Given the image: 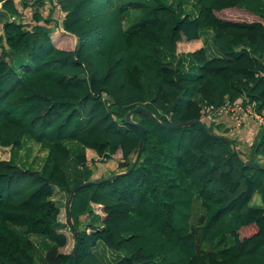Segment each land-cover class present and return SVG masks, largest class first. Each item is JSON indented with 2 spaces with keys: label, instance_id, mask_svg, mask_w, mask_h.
Returning a JSON list of instances; mask_svg holds the SVG:
<instances>
[{
  "label": "trees",
  "instance_id": "16d2710c",
  "mask_svg": "<svg viewBox=\"0 0 264 264\" xmlns=\"http://www.w3.org/2000/svg\"><path fill=\"white\" fill-rule=\"evenodd\" d=\"M0 1V264H66L77 234L66 250L62 214L81 234L72 264H106L105 247L113 264H264V170L245 164L264 139L246 156L232 137L160 123L215 131L202 105L243 94L264 111V0H57L56 19L51 0H23L33 23ZM27 139L38 166L13 159ZM92 156L134 165L77 189L70 221L54 195L69 202ZM35 235L51 241L40 260Z\"/></svg>",
  "mask_w": 264,
  "mask_h": 264
},
{
  "label": "crops",
  "instance_id": "0c3cea01",
  "mask_svg": "<svg viewBox=\"0 0 264 264\" xmlns=\"http://www.w3.org/2000/svg\"><path fill=\"white\" fill-rule=\"evenodd\" d=\"M16 3L18 5V9L20 10V18L22 19V21H25L23 18L25 17L26 18V21H29L31 23H33V19L32 17L30 18L31 16V12H32V9H33V5L32 4H29L27 3V5H25V2H23V0H16ZM0 5H1V1H0ZM48 6V5H47ZM46 5L44 6L43 8V15L45 16H48V7ZM247 14V13H246ZM58 10L57 9H54V11L52 12L51 16L56 19L58 16ZM18 17V19H19ZM51 23V22H50ZM53 24V22L51 23V25ZM1 31V30H0ZM202 39V38H201ZM209 49V52L211 55H214L215 53H213V50L211 48H208ZM242 97L245 96L244 94L241 95ZM219 122L220 126H224L226 132H225V135L229 136V137H234L236 139L239 140V142L245 146H247V151H249L251 145L256 141V139H259L261 138V135H260V128L258 127L256 121L254 119H245L241 125L238 127V129H235V130H232L230 128L231 124H232V121L231 119L223 116L219 121H217L215 124L217 125ZM29 140V139H27ZM26 140V141H27ZM20 153V151H19ZM242 153L245 154V150L242 149ZM19 156V155H18ZM17 156V157H18ZM91 158V159H90ZM96 158H99V156H92V157H89L88 158V163H90L92 161V159H96ZM90 159V160H89ZM118 159V157H117ZM117 159H112L113 161L112 162H108L109 160H106V161H103L102 163L105 164V166L107 165H112L113 167L111 171V169H108V171L110 172H119V171H123L121 167H118V164H117ZM99 163H101V161H99ZM103 167H101L99 170V172H95L94 174L92 173L91 175V179H95L99 176H102L104 175V170ZM109 173H106V175L110 174ZM57 193L54 195V198H56L58 200V203L61 205V206H67V193L62 190V189H57L56 191ZM93 217V216H92ZM91 218V215H87V214H83L80 216V225L82 224V222H87L89 219ZM91 220V219H90ZM61 225H62V228L63 230L66 232L67 234V238H68V242H69V236H68V233H67V230L70 229V224H68L64 219H61ZM79 225V226H80ZM43 242V245L44 247L47 245V244H50L51 241L49 240H42ZM107 250H111L110 248L108 247H105L103 251H107ZM44 251H45V248L43 250V255H44ZM109 252V251H107ZM112 253H114L113 250H111ZM102 257V256H101ZM103 259V258H102Z\"/></svg>",
  "mask_w": 264,
  "mask_h": 264
},
{
  "label": "rangeland",
  "instance_id": "374dc122",
  "mask_svg": "<svg viewBox=\"0 0 264 264\" xmlns=\"http://www.w3.org/2000/svg\"><path fill=\"white\" fill-rule=\"evenodd\" d=\"M51 7L52 6H50L48 8V11L51 10ZM19 16L20 15H18V17ZM30 18H31V16H30ZM23 19L26 21L25 17ZM52 20H54V19H52ZM52 20H51V23L53 22ZM54 22H55V20H54ZM217 121L210 122V124L214 126V130H215L214 132H217L219 134H224L225 135L226 130H225L224 126H220L219 122L216 125L215 123ZM232 138H234V137H232ZM234 139H235V141H237L240 144L241 149L245 150V154L244 153L243 154L248 156V153H249V151H247L248 147L243 145V144H241L238 139H236V138H234ZM27 144L32 147L31 153H29V154L26 151ZM14 150H15V152H17L16 148ZM19 151H20V153H19ZM0 155L7 156V155H9V153H7V150H6V152H5V150H0ZM29 156H31V158H29ZM42 157H43V150L40 148L39 144L35 143V142H31L30 140H27L26 143L24 144V146L20 147V150H18L17 155L13 159H14L15 162L17 161V162H20L21 164L24 163V164H27V165L31 164V162L29 163L30 160L31 161L35 160L34 163L38 166V164L40 163V160L42 159ZM256 159L258 160L259 163H263L264 164V156L261 155V156L257 157ZM99 161H101V163H99ZM112 161H113L112 159H109L108 162L110 163ZM102 162H103V160H100V158H96V159H92V161L90 163H88L90 165V167L92 168L93 174L95 172H97V171L99 172L100 171L99 169L101 167H103V166H104L103 169H105L104 170V172H105L104 176H107L106 173L110 172V171H108V169H111V171H113L112 168H111V167H113L112 165L109 164V165L105 166V164L102 163ZM253 201L254 202H259V195L258 194L254 197ZM202 212H203V207L199 204V202L197 203V200H196V202L194 203V206H193V214H192V217H191V221L192 222H197V218ZM61 218L64 219V215L63 214L61 215ZM85 224H86V222L83 221L82 224L80 225V227H83ZM33 238H34V240L36 242V246L38 248L37 259L40 260L41 257L43 256V250L45 248L44 245H43V242H42L43 239L38 237V236H36V235ZM73 243H74V238L71 236V238L69 240V243H68V245L66 247V250H70L72 245H73ZM103 250L101 251V249H99V251L101 252V256H102L104 262L106 264H113L114 261L116 260V258L118 257L117 253H112L111 250H107L109 252L103 251Z\"/></svg>",
  "mask_w": 264,
  "mask_h": 264
},
{
  "label": "built area",
  "instance_id": "2783aa9c",
  "mask_svg": "<svg viewBox=\"0 0 264 264\" xmlns=\"http://www.w3.org/2000/svg\"><path fill=\"white\" fill-rule=\"evenodd\" d=\"M25 1L32 3L35 0ZM51 3L56 7V9L60 8V4L57 0H51ZM12 18H16V16L12 15ZM202 112L204 115L203 117L209 123L212 121H219L223 116L231 119L232 124L230 128L232 130L238 129L245 119H254L260 128L261 138L264 139V111L260 110V106H258L255 100L250 99L247 96L234 100L226 99L219 105L205 102L202 105ZM87 230L89 229L87 228Z\"/></svg>",
  "mask_w": 264,
  "mask_h": 264
},
{
  "label": "water",
  "instance_id": "95a60500",
  "mask_svg": "<svg viewBox=\"0 0 264 264\" xmlns=\"http://www.w3.org/2000/svg\"><path fill=\"white\" fill-rule=\"evenodd\" d=\"M137 111H143V112H147L149 113V110L147 108H145L144 106L142 105H136L135 107H133L132 109H130L125 117L127 120H129L130 122H133L135 123L136 125L139 126V130H140V140H139V147H138V151L141 149V146L143 145L144 141H145V134H144V127L142 124H140L139 122H135V121H132L131 120V115L134 113V112H137ZM161 125L167 127V128H176V127H179V126H182L183 124H196L198 125L199 127H201L202 129H204L206 131V133H208L209 135L213 136V137H219V138H223L225 139L226 141H230V139L228 138V136L224 135V134H219L217 132H214V131H211L209 130L208 126L201 120H190V121H187V122H178V123H164V122H160ZM234 151L237 152V149L234 148ZM245 164H248L250 165L251 167H257V168H260V169H263L264 170V165L260 164V163H257L255 161H252L251 159L247 158L245 160ZM133 163L130 164V166L124 170V171H119V172H115V173H112L110 175H107V176H104V177H101V178H95V179H88V180H85L81 183H78L77 185H75L71 191H70V196H69V202L67 203V206H66V209H67V213H68V217H69V220L71 221V210H70V200L73 198V195L75 193V191L83 186H87L89 184H93V183H99V182H103L105 180H110L112 178H115L116 176H118L120 173H123V172H129L132 168H133ZM70 227L72 229H74L75 233L77 234V239H76V242H75V245L73 247V251L69 257V260L67 261L66 264H72L73 263V258H74V254L76 253L77 249H78V245L80 243V240H81V234L80 232L75 228V226L73 225L72 221L70 222Z\"/></svg>",
  "mask_w": 264,
  "mask_h": 264
}]
</instances>
